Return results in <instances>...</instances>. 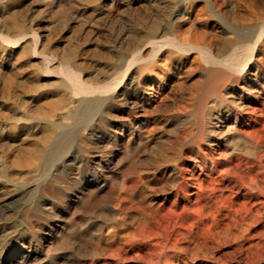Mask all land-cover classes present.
<instances>
[{
    "label": "rangeland",
    "instance_id": "rangeland-1",
    "mask_svg": "<svg viewBox=\"0 0 264 264\" xmlns=\"http://www.w3.org/2000/svg\"><path fill=\"white\" fill-rule=\"evenodd\" d=\"M263 5L264 0H0V264L94 260L89 196L117 188V164L125 152H138L135 163L153 168V154L165 139L157 129L152 139L139 133L138 114L156 116L161 131H170L165 114L204 81L206 64L196 46H218L246 31ZM174 7L175 18L169 11ZM169 32L178 34V45L145 50L148 67L132 61L148 40ZM130 71L141 102L125 107L117 90H136L126 84ZM70 75L100 87L94 95L101 104L79 127L67 156L45 165L43 148L82 97ZM150 97L153 105L144 102ZM153 172L149 181L159 174ZM230 260L264 264V255L245 262L234 251Z\"/></svg>",
    "mask_w": 264,
    "mask_h": 264
},
{
    "label": "bare ground",
    "instance_id": "bare-ground-1",
    "mask_svg": "<svg viewBox=\"0 0 264 264\" xmlns=\"http://www.w3.org/2000/svg\"><path fill=\"white\" fill-rule=\"evenodd\" d=\"M169 11L179 15L178 7ZM172 34L148 40L130 58L148 67L142 53L177 44L178 34ZM196 48L206 64L204 81L165 114L172 129L161 131L154 115L137 116L139 133L152 139L157 129L158 137L165 136L153 154L154 167L136 164L138 152H125L117 164V188L89 196L95 259L87 264H233L234 251L245 262L264 255V5L246 31L218 46L209 41ZM132 77L126 74V84L136 90H117L125 107L141 102ZM70 78L82 97L43 148L45 165L67 156L79 127L101 104L94 95L100 87ZM144 102L153 105L156 99ZM140 143L145 149L147 141ZM155 170L158 176L149 181Z\"/></svg>",
    "mask_w": 264,
    "mask_h": 264
}]
</instances>
